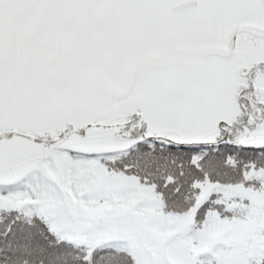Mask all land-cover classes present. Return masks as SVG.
Returning a JSON list of instances; mask_svg holds the SVG:
<instances>
[{"label":"snow or ice","instance_id":"1","mask_svg":"<svg viewBox=\"0 0 264 264\" xmlns=\"http://www.w3.org/2000/svg\"><path fill=\"white\" fill-rule=\"evenodd\" d=\"M0 264H264V0H0Z\"/></svg>","mask_w":264,"mask_h":264}]
</instances>
